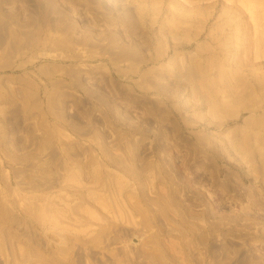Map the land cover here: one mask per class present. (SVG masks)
Here are the masks:
<instances>
[{"label":"rangeland","instance_id":"374dc122","mask_svg":"<svg viewBox=\"0 0 264 264\" xmlns=\"http://www.w3.org/2000/svg\"><path fill=\"white\" fill-rule=\"evenodd\" d=\"M0 264H264V0H0Z\"/></svg>","mask_w":264,"mask_h":264}]
</instances>
